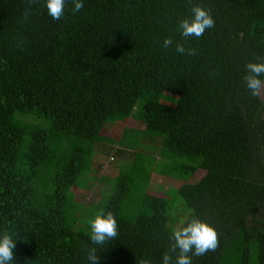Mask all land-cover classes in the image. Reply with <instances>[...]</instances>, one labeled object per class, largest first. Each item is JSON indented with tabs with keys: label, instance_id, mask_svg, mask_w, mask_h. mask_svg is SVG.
<instances>
[{
	"label": "trees",
	"instance_id": "trees-1",
	"mask_svg": "<svg viewBox=\"0 0 264 264\" xmlns=\"http://www.w3.org/2000/svg\"><path fill=\"white\" fill-rule=\"evenodd\" d=\"M83 4L73 13L66 0L54 20L44 0H0V232L14 234L12 264H89V247L97 264H161L170 226L185 215L219 239L193 264H264V103L243 79L246 64L264 57V0ZM192 4L211 9L215 24L185 40L178 22ZM166 37L173 47L162 46ZM141 98L145 132L161 135L174 163L163 177L179 184L167 198L144 194L150 215L129 222L121 205L131 179L119 172L103 205L118 235L93 245L68 212L71 191L93 170L91 145L105 124L129 118Z\"/></svg>",
	"mask_w": 264,
	"mask_h": 264
},
{
	"label": "rangeland",
	"instance_id": "rangeland-1",
	"mask_svg": "<svg viewBox=\"0 0 264 264\" xmlns=\"http://www.w3.org/2000/svg\"><path fill=\"white\" fill-rule=\"evenodd\" d=\"M259 96L264 103V91ZM171 97L163 94L160 102L174 105ZM143 101L144 98L139 99L132 115L123 122L106 123L98 140L91 145L93 170L84 171L78 183L81 188L71 191L74 194L73 207L71 205L72 210L68 212L77 222L75 228L91 231L87 221L97 210L103 209L104 201L115 189L119 172L131 179V192L121 205V214L129 222L135 221L139 214L150 215L149 209L143 205L144 194L167 198L178 186L176 180L163 177L166 172H173L170 167L174 163L163 148L161 135L145 132L140 118ZM27 121L35 122L32 118ZM104 176L107 185L103 186L97 182V177Z\"/></svg>",
	"mask_w": 264,
	"mask_h": 264
},
{
	"label": "clouds",
	"instance_id": "clouds-1",
	"mask_svg": "<svg viewBox=\"0 0 264 264\" xmlns=\"http://www.w3.org/2000/svg\"><path fill=\"white\" fill-rule=\"evenodd\" d=\"M191 2V0H190ZM29 5L33 0H28ZM66 0H44L47 14L54 20L64 16ZM73 13L79 12L83 7V0H72ZM31 8L25 10L24 17L30 15ZM191 15L184 17L178 22V31L187 40L189 37L200 38L207 29L214 27L215 21L211 9L199 4H192ZM174 41L171 37L163 40L162 46L173 47ZM17 47L20 46L18 43ZM175 51L181 55H195L194 48H186L181 43H175ZM246 74L243 79L247 89L253 96H258L264 91V57H257V62H248L245 66ZM90 225V241L93 245H105L114 240L118 235V224L111 211L99 209L94 216L87 221ZM170 240L172 243L166 252L162 254L161 264H193L192 257H201L208 252H214L218 245V233L207 222L194 215H185L175 224L170 226ZM16 247L14 234L5 229L0 232V264H12L15 259L14 249ZM89 264H97L100 257L97 255L96 247H89L86 252ZM173 256L175 259L173 260ZM136 264H152L148 258L137 259Z\"/></svg>",
	"mask_w": 264,
	"mask_h": 264
},
{
	"label": "crops",
	"instance_id": "crops-1",
	"mask_svg": "<svg viewBox=\"0 0 264 264\" xmlns=\"http://www.w3.org/2000/svg\"><path fill=\"white\" fill-rule=\"evenodd\" d=\"M152 176V175H151ZM151 180V179H150ZM150 194V193H149Z\"/></svg>",
	"mask_w": 264,
	"mask_h": 264
}]
</instances>
